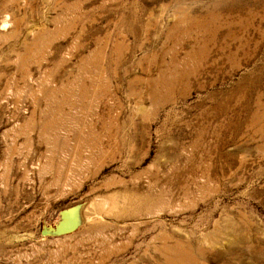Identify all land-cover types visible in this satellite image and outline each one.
I'll list each match as a JSON object with an SVG mask.
<instances>
[{
  "label": "rangeland",
  "instance_id": "1",
  "mask_svg": "<svg viewBox=\"0 0 264 264\" xmlns=\"http://www.w3.org/2000/svg\"><path fill=\"white\" fill-rule=\"evenodd\" d=\"M0 264H264V0H0Z\"/></svg>",
  "mask_w": 264,
  "mask_h": 264
},
{
  "label": "bare ground",
  "instance_id": "2",
  "mask_svg": "<svg viewBox=\"0 0 264 264\" xmlns=\"http://www.w3.org/2000/svg\"><path fill=\"white\" fill-rule=\"evenodd\" d=\"M86 213V212H85ZM93 217V216H92Z\"/></svg>",
  "mask_w": 264,
  "mask_h": 264
}]
</instances>
